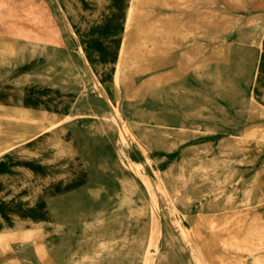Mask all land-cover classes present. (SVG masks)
<instances>
[{
	"label": "rangeland",
	"instance_id": "374dc122",
	"mask_svg": "<svg viewBox=\"0 0 264 264\" xmlns=\"http://www.w3.org/2000/svg\"><path fill=\"white\" fill-rule=\"evenodd\" d=\"M133 1L0 0V31L13 25L16 42L15 89H24L11 119L22 150L0 156V264H196L181 228L191 233L197 215L234 211L264 226V141L245 137L264 138V0L143 4L129 37V56L143 57L124 64L132 84H114V62L96 84L95 65L115 61L126 38ZM41 6L58 31L33 46L26 10ZM166 22L162 35L141 33ZM29 104L67 116L64 137L81 153L58 159L68 179L55 176L52 197L25 180V122L14 116ZM124 177L136 188L127 196ZM25 204L44 205L45 218H25ZM263 247H249L246 264H264Z\"/></svg>",
	"mask_w": 264,
	"mask_h": 264
},
{
	"label": "bare ground",
	"instance_id": "6f19581e",
	"mask_svg": "<svg viewBox=\"0 0 264 264\" xmlns=\"http://www.w3.org/2000/svg\"><path fill=\"white\" fill-rule=\"evenodd\" d=\"M155 1L156 0H134L132 5L128 8L126 19V27L128 29L126 38L122 43L119 53H117V58L115 61L111 60L109 63L95 65L98 71V73L93 71L96 84H101L100 77L104 79L106 70H109L111 66H113V62L116 65V69L113 72L114 84H116V86L123 85L126 90L122 76H125L127 83L132 84L124 70V64L129 63L132 60L139 61L143 55H133V57L129 56V37L131 32L136 27L140 29L142 28L141 24L136 23V21L140 20L142 14H144L143 8L141 6L143 4L151 5ZM23 2L24 1H21V4ZM227 3L232 5L234 0H228ZM20 9L25 11V7H21ZM26 12L32 18L33 22V29H30L28 33L29 37L32 39V44H34L33 46H36L39 40H49L51 37L56 35L58 31L56 20L51 14L46 15V11L42 6L39 9H27ZM68 12L70 13L71 18L76 19L79 16L80 8L74 3L70 2L68 4ZM62 13L66 23L70 24L71 20L67 15V12L62 10ZM166 27L167 22L162 23L160 26L158 24L155 26L151 25L148 28L145 27L141 33L145 34L146 30H155V33L162 35L164 34L163 31ZM12 28H5L7 29L8 35L13 33ZM156 29L158 30L156 31ZM6 40L8 43H12V47L15 50V40L13 38L12 41L10 38ZM138 44L139 40H135L133 46L136 48ZM157 77L160 80V76ZM257 79L260 89L264 94V75L258 76ZM259 104L264 107L263 103ZM28 106H30V108H28L29 113H26L27 116L15 115L14 119L18 122H25V125L29 126L30 131L25 133V143L42 136L37 142L32 141L30 145H25V150H27V152L30 154H37L38 158L41 160V162H43L50 173L44 177L38 176L40 179L37 180L39 185L38 188L45 186L44 183L46 180H49L50 176H64L65 179H68V176H66L67 170L66 168L62 167V163H59L58 159L66 157L75 159L81 153L80 149L73 143V140L69 141L64 137V132L66 131L64 120L67 118V116L53 114L51 112L35 111L31 104ZM245 137H247L248 141L252 139H261L264 141V138H260L255 132L246 133ZM23 141L24 139L21 137H14L13 141L10 142L9 139H6L5 136L0 133V156L8 151H11L12 149H16V151L21 152L22 147L20 144ZM47 148L54 150V154L48 155L46 153ZM75 167L80 166L79 164H76ZM75 187L77 188L79 186L76 185ZM122 188H124V196L130 195V193L136 189L135 186L127 179V177L122 178ZM24 222L25 220H22L21 222L17 221L16 223L21 224ZM181 233L192 253V257L194 258L196 264H246L244 260L245 252L249 247H252L255 243L264 239V226L259 220L255 218L254 215L246 213L238 214L234 211H225L209 216L199 214L195 218L192 232L188 233L182 227ZM1 241L2 236H0V242ZM152 245H155L154 241L150 243V246ZM155 255L156 252L149 248L145 254V263L151 261ZM149 264L154 263L150 262Z\"/></svg>",
	"mask_w": 264,
	"mask_h": 264
},
{
	"label": "crops",
	"instance_id": "0c3cea01",
	"mask_svg": "<svg viewBox=\"0 0 264 264\" xmlns=\"http://www.w3.org/2000/svg\"><path fill=\"white\" fill-rule=\"evenodd\" d=\"M10 38L12 41V35L0 31V133H2L6 139H9L10 142L13 141V124H12V115H13V103L15 96H23V84H19V90L15 89V70H14V57H13V47L12 43H8L6 39ZM10 41V42H11ZM23 65V64H22ZM30 131L29 126L25 125V133ZM36 143V142H35ZM26 145V143H25ZM35 155V156H34ZM33 159V160H31ZM1 166V164H0ZM41 172L43 175L50 174L47 167L38 159L37 154H30L25 150V180H40L38 176ZM3 169L0 167V180H3ZM52 174V173H51ZM7 175V173H6ZM5 179H8L5 176ZM82 181L87 180L86 176L82 173ZM12 179V178H9ZM50 183L46 186L40 188V191H43L49 194L50 197L55 195L56 192V183L55 176L49 178ZM78 180V179H75ZM53 181V183H52ZM48 211L44 205H26L25 204V218L29 216H34L38 218H45V214ZM39 215V216H38Z\"/></svg>",
	"mask_w": 264,
	"mask_h": 264
}]
</instances>
